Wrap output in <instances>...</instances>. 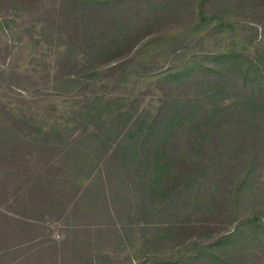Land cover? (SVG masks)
<instances>
[{
  "label": "trees",
  "instance_id": "obj_1",
  "mask_svg": "<svg viewBox=\"0 0 264 264\" xmlns=\"http://www.w3.org/2000/svg\"><path fill=\"white\" fill-rule=\"evenodd\" d=\"M2 2L4 18H19L5 5L13 0ZM60 10L59 24L16 27L31 38L11 71L33 93L1 107L10 123L0 136L29 163L26 150L48 144L78 154L65 160L73 163L68 183L80 186L61 217L88 192L114 231L113 216L130 213L150 251L195 250L164 264H204L206 250L223 245L264 248V213L255 205L264 194V0H61ZM5 21L3 35L13 23ZM46 81L67 92L47 93L39 85ZM59 159L33 156L51 164L38 177L54 175ZM108 191L127 195L121 209L108 206ZM229 253L220 262L233 264Z\"/></svg>",
  "mask_w": 264,
  "mask_h": 264
},
{
  "label": "rangeland",
  "instance_id": "obj_2",
  "mask_svg": "<svg viewBox=\"0 0 264 264\" xmlns=\"http://www.w3.org/2000/svg\"><path fill=\"white\" fill-rule=\"evenodd\" d=\"M2 1L0 0V4H4ZM67 4L68 1L63 3L65 9ZM5 5L18 9L20 16L4 18L3 14L7 13L0 11V19L7 18L8 22L13 21V23L5 21L6 27L7 23L9 24L5 30L6 34L3 35L0 31V109L7 102L13 103L12 106L15 107L18 100L29 98L33 93L27 91L31 83L23 78L19 79L11 71L12 64L21 57L22 40L31 38V34L25 31L26 28L19 30L20 28L16 27L22 28L24 22L31 20L46 23L52 19L54 24H59L63 15L60 10L61 0H13ZM32 27L27 26L30 30ZM259 30L258 40L262 33V29ZM13 44L17 46L15 50H12ZM256 44L259 42L256 41ZM261 45H264V40ZM254 49L251 47V50ZM39 85L49 94L54 93V90L67 92L62 89L61 84L58 87L53 85L52 81ZM3 116L4 114L0 118H4ZM4 123L10 121L0 119V128ZM0 137L6 141V143L0 142V264H164L166 261L193 258L190 251L195 250L178 254L162 253V251L156 253L155 248L150 251L142 241L139 226L128 223V219L133 218L128 212L123 213L119 220L115 215L113 216L114 224L116 223L118 228V232L114 231L111 220L97 209L96 198L88 192L83 198H79L75 212L70 214L69 219L61 217L58 209L61 210L69 197L74 194V185L80 186L72 179H70L72 184L68 183L65 168L70 169L73 163L65 160L78 158V154H68L67 148L61 145L57 148L59 151H52L51 145L48 144L41 147L39 152L33 149L26 150L30 152L32 158L29 163L28 159L25 161L22 157L24 154L19 153L21 151H15L14 145H18L16 142L12 145L13 140L10 137ZM44 141L45 139L41 140ZM33 156L47 162L53 157H60L59 164L53 165L54 175H48L50 178L38 177L36 171L43 168L42 170L46 172L51 168V164L37 165ZM60 161L64 162V168L60 165ZM54 177V181H50ZM114 193L108 191V206L112 209L117 205V208L121 209L124 206L123 196L127 195L119 193L122 196L119 194L114 196ZM260 196L254 202L256 208L264 213V194ZM245 198L250 211L253 207L250 205L252 197L246 195ZM114 199L115 202L112 201ZM135 200L139 201L136 198ZM141 207V203L140 205L136 203L132 208L141 212ZM86 208L92 210L87 211ZM101 220L107 222V225H98L97 222ZM262 222L264 227V220ZM75 224L77 226H74ZM248 230H256V228H248ZM155 231H160V228ZM155 231H152L153 235H156ZM255 249L251 247L244 250L239 244L223 245L219 248L207 249L202 260L204 264H224L220 261H226L225 252L228 251L233 264H262L264 248L254 254ZM212 253L219 256V261H214L210 257Z\"/></svg>",
  "mask_w": 264,
  "mask_h": 264
}]
</instances>
